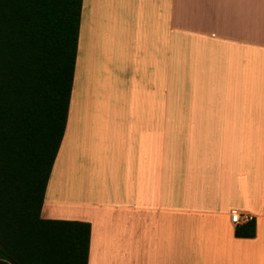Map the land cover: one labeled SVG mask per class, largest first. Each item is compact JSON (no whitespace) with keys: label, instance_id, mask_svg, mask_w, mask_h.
<instances>
[{"label":"crops","instance_id":"1","mask_svg":"<svg viewBox=\"0 0 264 264\" xmlns=\"http://www.w3.org/2000/svg\"><path fill=\"white\" fill-rule=\"evenodd\" d=\"M42 218L88 264H264V0H83Z\"/></svg>","mask_w":264,"mask_h":264},{"label":"trees","instance_id":"2","mask_svg":"<svg viewBox=\"0 0 264 264\" xmlns=\"http://www.w3.org/2000/svg\"><path fill=\"white\" fill-rule=\"evenodd\" d=\"M83 0H0V264H88L91 225L42 218L64 138ZM238 238L256 236V222Z\"/></svg>","mask_w":264,"mask_h":264},{"label":"built area","instance_id":"3","mask_svg":"<svg viewBox=\"0 0 264 264\" xmlns=\"http://www.w3.org/2000/svg\"><path fill=\"white\" fill-rule=\"evenodd\" d=\"M254 219V216L249 213H234L232 214V222L235 224H242V223H247L250 222Z\"/></svg>","mask_w":264,"mask_h":264}]
</instances>
